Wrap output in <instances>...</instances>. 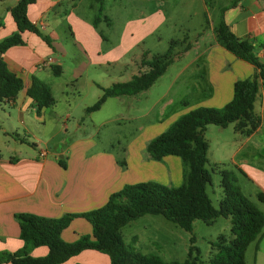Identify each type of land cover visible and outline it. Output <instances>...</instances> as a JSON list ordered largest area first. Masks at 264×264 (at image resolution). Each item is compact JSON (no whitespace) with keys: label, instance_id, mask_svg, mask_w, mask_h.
<instances>
[{"label":"crops","instance_id":"1","mask_svg":"<svg viewBox=\"0 0 264 264\" xmlns=\"http://www.w3.org/2000/svg\"><path fill=\"white\" fill-rule=\"evenodd\" d=\"M18 1L0 0V41L19 31L11 13V9ZM200 1L204 11H207L208 4L214 5L217 18L220 9L227 7L231 0H196L197 3ZM191 2L194 3V0ZM168 5L169 0H105L103 5H93L91 2L88 4L82 0H37L35 4L29 6L27 11L29 21L35 24L43 35L50 38L51 44L34 32L25 31L22 33L25 44L14 46L3 55L9 70L23 80L24 88L14 101L0 104V130L6 136L3 143H0V252H16L24 247V242L20 238V226L15 219L16 214L29 213L48 218H61L66 214H81L99 209L108 202L113 193L120 191L125 185L144 182L145 178L157 179L158 175L165 177L168 172L167 163L175 164L179 159L169 156L157 162L143 156L141 150L147 147L146 140L143 145L130 150L127 159H124L125 167L119 165L114 155L102 151L92 152L94 144L92 140L76 141L66 152L63 150L53 152L47 147L41 148L43 143L49 145L56 135L44 140L37 139L33 151L22 152L17 147L24 146L25 137H34L35 131L47 128L60 131L63 125L66 131L69 129L70 125L65 124L62 112L53 106L44 108L38 114L34 101L28 96L33 78L47 84L54 94L55 78H62L65 74L63 59L69 55V40L66 35H69V39L84 55V60L73 67L71 78L65 83L66 88L69 85L77 87L79 78L85 75V71L91 68L98 71V68L107 69L123 63L121 56L123 53L140 48L147 38L153 37L167 20ZM98 14L102 18L98 17ZM224 17L230 30L238 38L264 44V0H243L237 6L226 10ZM102 19L111 32L110 35H104L103 30H100L98 22ZM121 20L124 21L122 30L112 33ZM210 22L213 42L192 44V48L180 56L182 58L190 51L194 52L191 60L182 66L162 98L168 99L166 109L175 104L176 98H172L171 93L177 84L182 85L177 91L186 92V96L179 99L189 97L187 91L191 89V96L199 100L195 108H223L233 99L235 83L252 78L255 74L253 65L236 58L216 42L214 34L216 19ZM150 53V50H145L143 55L127 63L131 70L126 69V66L117 72L118 76L115 78H111V73L106 71L110 76L107 86L100 85L97 77H90L87 86L91 91L93 88V93L97 97L102 96V88L117 83L120 77L131 74L133 78L142 71L140 70L142 59L145 54L151 57ZM257 55L264 63V47L257 51ZM54 66L61 68L60 76L54 74ZM189 69H192L190 73ZM185 73H189L190 79L184 76ZM88 107L90 106L87 105L84 109ZM173 107L167 122L163 120L159 124L167 123L165 128L161 130L157 128L159 125L154 124L145 127L143 131L156 132L159 135L180 116L195 109H179L178 104ZM255 110L261 117L262 124L253 135L244 137L237 134L234 124L227 128L209 125L205 131V138L209 143V157L226 159L232 163L237 173L257 188V191L264 193V168L252 164L253 160L264 162V88L260 90ZM72 115L73 111L67 114L68 121L73 119L72 127L82 128L83 119L72 118ZM107 121L109 120L105 122ZM94 124L97 126V123ZM209 132L221 141L217 142L215 151L208 137ZM20 133H23L24 138L19 136ZM15 135L18 138H14ZM254 143L256 152L258 148L261 151L259 159H252L254 155L248 151ZM3 149L8 152H3ZM42 150L46 151L44 157L40 156ZM260 204L264 207L263 203ZM261 210L264 212L263 208ZM92 232L91 224L79 218L64 230L62 238L72 243L83 235H91ZM48 253L49 249L43 246L33 249L30 255L42 258ZM64 264H111V262L106 254L86 250ZM247 264L252 263L247 260Z\"/></svg>","mask_w":264,"mask_h":264},{"label":"trees","instance_id":"2","mask_svg":"<svg viewBox=\"0 0 264 264\" xmlns=\"http://www.w3.org/2000/svg\"><path fill=\"white\" fill-rule=\"evenodd\" d=\"M37 0H19L11 9L18 25V32L0 41V104L12 102L24 88L21 78L13 74L3 55L14 46L24 45L22 33L34 32L49 45L51 40L31 23L27 16L30 5ZM105 0H94L103 5ZM243 0H231L227 7L220 9L214 25L216 42L236 58L254 66L252 78L239 80L234 85L233 99L223 108L198 107L180 116L165 132L151 140L147 152L153 161L161 162L166 157L181 159L184 166L183 183L170 187L155 182L126 185L113 193L101 208L81 214H66L61 218H48L29 213H19L15 219L20 226V238L24 242L22 250L0 252V264H64L86 250L106 254L111 264H247L246 254L251 244L256 243L264 233V212L253 203L236 184L233 170L221 169L223 199L215 208L207 192L212 185V174L207 169L209 143L205 138L207 126L227 128L235 125V132L244 137L253 135L262 124L255 110L260 90L264 88V63L257 51L264 44H256L249 39L238 38L225 21L224 13ZM102 13V12H101ZM100 13V14H101ZM206 20L210 24L206 14ZM181 47L180 51H177ZM192 48L189 38L172 39L164 53L149 57L145 54L142 70L129 82L115 83L102 88L103 94L92 106L86 108L88 114L99 111L111 98L136 96L148 91L167 72L168 68L183 53ZM54 74L60 76L61 68L53 67ZM28 96L34 101L37 113L44 108L55 106L56 100L51 88L37 78H33ZM126 166L125 161L120 163ZM264 204V193L258 194ZM144 216H161L178 228L193 232L197 220L213 225L219 218L231 220L229 235H221L212 244L209 261L201 259V252L191 239L188 258L183 261L166 262L160 256L137 252L125 244L123 228ZM87 220L93 229L91 235H83L77 241L68 243L62 238L64 230L76 219ZM47 247L46 257L35 258L31 251Z\"/></svg>","mask_w":264,"mask_h":264},{"label":"rangeland","instance_id":"3","mask_svg":"<svg viewBox=\"0 0 264 264\" xmlns=\"http://www.w3.org/2000/svg\"><path fill=\"white\" fill-rule=\"evenodd\" d=\"M82 1L88 2V4L91 2L95 5L94 0ZM213 6L214 5L208 4L207 11H204L201 1L197 3L196 0H194L193 3L191 0H169V5L167 7V20L153 37L147 38L145 43L140 45V48L123 53L121 55L123 56V63L107 67V69L103 68L101 70L97 67L98 71H95L93 68L85 71V75H83L82 78H79L80 82L77 87L69 85V87L66 88L65 83L70 80L71 74L74 71L73 67L84 60V55L76 48L71 39H69V35H66L69 40V55L68 58L63 59L65 64V74L62 78H55L53 96L56 100L54 108L64 114V122L65 124L68 123L70 125L69 129L66 131L67 129L65 128V125H63L60 131L59 129L51 130L50 128L35 131L34 137H25L24 146H17L19 150L21 149L22 152L33 151L35 150L34 143L37 139L44 140L47 137L54 135L56 136L52 142L47 146L43 143L41 148L46 149L47 147L53 152H57V150H63L66 152L68 147L76 141L92 140L94 142L92 152L102 151L114 155L115 158L118 159L117 161L119 165L123 167L120 163L122 161L124 162V159H127L132 148H138L146 141L149 144L151 140L163 133L162 132L158 135L156 132H144L143 129L145 127L154 124L159 125L163 120H166L165 122H167L175 104H178L179 109L195 108L194 106L198 104L199 100L191 96L192 91L189 87V91H187L189 97L179 99L181 96H186L185 91H177L181 84H177L174 91L171 93L172 98H176L173 106L166 109L168 99L162 100L174 78L177 76L182 66L191 60L194 52L190 51L182 58L180 57L181 54L179 56L180 58L178 57L175 60V62L168 68L167 72L148 91L136 96L108 99L102 106L101 110L93 112L92 114H88L84 108L87 105H94L101 96L97 97V95L93 93V88L91 91L87 86L88 79L90 77H97L100 85L107 86V84H109L108 82H110L108 81L110 76L106 71L111 73V78H115L118 76V71L124 69L127 66V63H131L136 57L141 54L143 55L145 50H150V56L166 52L169 48V42L172 39L183 40L185 37H188L189 42L192 44H197L198 42L199 45L205 42H213V34L211 31L212 23L210 22V24H208L206 20V14L209 21L213 20L214 22L216 19V12L214 11ZM98 17L102 18L100 14H98ZM123 22V20L119 21L116 29L112 33L121 31ZM98 24L100 30H103L102 32L104 35L111 34L106 28L104 19L99 21ZM106 50L107 49H105V51ZM180 50L181 47L178 48L177 51ZM103 53L105 52L103 51ZM127 68L131 70L129 66H127L126 69ZM192 69H189V73ZM140 70L145 69H142L141 67ZM189 73H185L184 76L190 79ZM131 79V74H129L125 77H120L117 83L129 82ZM94 91L98 90L94 89ZM70 111H73L72 118L83 119L82 128L76 129L72 127L71 121H73V119H70L71 121H68L67 119V114H70ZM106 120L109 121L105 122ZM94 123H97V126H95ZM166 124L167 123L159 125L157 128L162 130L165 128ZM19 136L24 138L23 133H20ZM13 137L18 138L16 135ZM208 137L210 138L213 144V150L215 151L217 149V142L221 141H218L211 132H209ZM5 139L6 136L4 132L0 130V143H3ZM141 151L143 156L150 157L147 152V147ZM248 151L253 153L254 157L252 159L260 158L259 155L261 154V151L258 148L256 152L255 143ZM3 152L8 151L3 149ZM255 153H257V155ZM208 161L209 164L207 165V169L212 174V185L208 186L207 192L215 208H219L220 202L223 199V189L221 187L222 176L219 172L220 168L217 167V165H219L221 169L233 170L236 175L237 186H239L242 189V192L260 209H264L257 198V194L261 192L257 191V188L252 183L246 181L242 175L237 173L232 163L226 159H214L213 156H208ZM253 161V166L264 168V162L259 163L257 160ZM167 169L168 172L165 177L158 175L157 179L145 178L146 181L144 182H155L170 187L180 186L183 183L184 178V166L181 159H177L175 164L172 162L167 163ZM230 229L231 220L225 218H219L213 225H208L203 221L197 220L194 223V230L191 233L178 228L161 216H144L123 228V240L128 248L137 252L160 256L166 262H183L188 258L191 239L194 237V244L201 252L202 261L207 262L210 260L213 253L212 244L217 241L219 236L229 235ZM247 260L252 264H264V233L260 237L257 250L256 243L251 244L249 247Z\"/></svg>","mask_w":264,"mask_h":264},{"label":"built area","instance_id":"4","mask_svg":"<svg viewBox=\"0 0 264 264\" xmlns=\"http://www.w3.org/2000/svg\"><path fill=\"white\" fill-rule=\"evenodd\" d=\"M35 25V24H34ZM43 28H45V26L43 25L42 26ZM46 155V151L45 150H42L41 153H40V156L41 157H44Z\"/></svg>","mask_w":264,"mask_h":264}]
</instances>
